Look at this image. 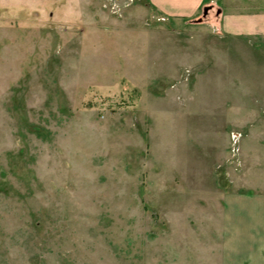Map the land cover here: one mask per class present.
Here are the masks:
<instances>
[{"label": "rangeland", "instance_id": "rangeland-1", "mask_svg": "<svg viewBox=\"0 0 264 264\" xmlns=\"http://www.w3.org/2000/svg\"><path fill=\"white\" fill-rule=\"evenodd\" d=\"M141 4L0 0V264H247L264 43Z\"/></svg>", "mask_w": 264, "mask_h": 264}, {"label": "crops", "instance_id": "crops-1", "mask_svg": "<svg viewBox=\"0 0 264 264\" xmlns=\"http://www.w3.org/2000/svg\"><path fill=\"white\" fill-rule=\"evenodd\" d=\"M144 3L139 12H156L168 19L186 22L199 18L203 10L215 9L216 15L209 22L222 36L246 40L252 46L264 43V0H144ZM234 200L239 202L242 210L249 206L253 208L258 218L252 228L257 236L256 246L244 261L264 264V193L226 194L227 202ZM228 263L234 264L233 261Z\"/></svg>", "mask_w": 264, "mask_h": 264}, {"label": "built area", "instance_id": "built-area-1", "mask_svg": "<svg viewBox=\"0 0 264 264\" xmlns=\"http://www.w3.org/2000/svg\"><path fill=\"white\" fill-rule=\"evenodd\" d=\"M127 1H128V0H127ZM129 1H132V2H133L134 0H129ZM130 3H131V2H130ZM119 7H120L119 5L112 4V5H111V11H117V8H119ZM231 139H232V141H233V140H234V141L239 140L238 134L233 133Z\"/></svg>", "mask_w": 264, "mask_h": 264}, {"label": "water", "instance_id": "water-1", "mask_svg": "<svg viewBox=\"0 0 264 264\" xmlns=\"http://www.w3.org/2000/svg\"><path fill=\"white\" fill-rule=\"evenodd\" d=\"M204 13H207V9L205 10V12Z\"/></svg>", "mask_w": 264, "mask_h": 264}]
</instances>
